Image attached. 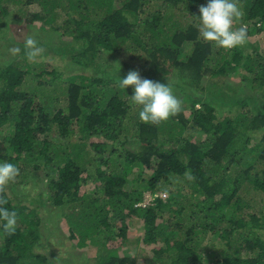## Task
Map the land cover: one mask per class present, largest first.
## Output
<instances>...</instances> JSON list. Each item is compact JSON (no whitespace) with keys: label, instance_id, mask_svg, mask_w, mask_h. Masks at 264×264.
I'll return each mask as SVG.
<instances>
[{"label":"trees","instance_id":"16d2710c","mask_svg":"<svg viewBox=\"0 0 264 264\" xmlns=\"http://www.w3.org/2000/svg\"><path fill=\"white\" fill-rule=\"evenodd\" d=\"M238 2L248 42L225 50L199 34L208 0H0V26L16 15L67 35L50 48L72 71L30 62L24 47L0 63V162L20 169L4 194L18 219L12 235L0 224V264H63L64 234L79 251L95 247L93 264H148L124 249L132 216L149 264H201L208 232L223 243L213 264H264V47L249 39L264 29V0ZM111 57L168 80L182 111L142 122Z\"/></svg>","mask_w":264,"mask_h":264},{"label":"clouds","instance_id":"9594fccd","mask_svg":"<svg viewBox=\"0 0 264 264\" xmlns=\"http://www.w3.org/2000/svg\"><path fill=\"white\" fill-rule=\"evenodd\" d=\"M199 11L201 15L198 31L206 42H213L225 50L243 46L248 42L247 26L240 23L243 11L238 0H208L207 5L201 6ZM24 49V54L30 62H37L44 51L33 34L25 38ZM10 52L15 56L21 49L15 47L10 49ZM119 86L122 89L133 87L131 100L133 104L141 106L139 119L144 123L159 125L182 111V101L168 80L165 84L143 79L138 71L132 70L125 78H119ZM19 175L20 169L17 165L0 162V224L7 235L15 233L18 215L16 211L3 206L7 203L4 194L8 185L15 183ZM185 177L194 179L190 172H186Z\"/></svg>","mask_w":264,"mask_h":264},{"label":"rangeland","instance_id":"374dc122","mask_svg":"<svg viewBox=\"0 0 264 264\" xmlns=\"http://www.w3.org/2000/svg\"><path fill=\"white\" fill-rule=\"evenodd\" d=\"M30 7H32V4L30 5ZM15 16L16 15L4 17L5 19H10L9 24L7 26H4V25L0 26V34H2L3 32L5 33L0 38V63H5L9 59L12 58L13 55L11 54L10 49L19 47L22 50V47H24V45L22 46L18 42L24 41L28 35L33 34L35 38L39 40L38 45L42 47L43 50L47 51V53H42L41 57H39L38 60L48 61L49 63H51V65L52 64L58 65L59 69L64 71L63 73L64 76H67L69 73H71L72 71L66 67L67 57L66 56L62 57L61 54L57 53L55 50L50 48L54 44L63 43V41L67 40L68 36L60 35L50 28L49 29L46 28L42 30L40 28H37L38 25H34V26L27 25L26 22L20 21L18 17L17 16L15 17ZM254 33L255 32H253V34ZM253 34L250 36L249 39L252 42L257 43L260 48H263L264 47V29L261 32L255 33L254 35ZM10 38H13V39H10ZM112 61L113 59L111 57L109 68H111L112 70L114 68L116 74H124V73L128 74L129 71L135 70V71H138L140 76H143L144 79H150V76H151L150 72L144 68L137 69L134 66L131 67L130 64H127L125 61H123V63L125 64V67H121L119 65L115 66L114 64H116L115 63L116 60L113 63ZM111 64L113 66H111ZM146 67H149V66H146ZM46 77H48V75H46ZM240 81H241V78L231 77L230 80L226 82L229 84H232L235 82L238 84H241ZM242 83H244V81H242ZM173 89H174V92L177 91L176 88L173 87ZM52 93L53 91L49 93L50 96L48 95L49 96L48 99L54 95ZM228 108H229L228 105H224L223 110L221 111H225V113H228L229 111ZM231 109L233 110L234 107H231ZM184 133L187 136H191V137L193 136L192 138L199 136L195 133V131L186 130L184 131ZM94 186L95 184L92 181H88L87 183H84L82 185V191L90 192L94 188ZM37 189L38 188L32 189L31 193H35ZM146 193L147 194L145 195L149 196V192H146ZM43 211L44 210H42V212ZM56 211H57V208H53L52 210L47 209L45 211L43 216H44V219H46L47 221L46 223H48L49 221H52L53 219L57 220L56 218H54L55 216H57V214L55 213ZM46 223H44V225H47ZM53 226L54 225H52V227ZM63 230H64V233L67 232V225L64 222H63ZM142 235H143L142 221L136 216H132L131 218H129V236L130 237L128 238L129 239L128 242H123L124 249H128L133 252L135 251V253H137V255L140 256L141 262L144 260L143 263L147 262L149 264V260L151 259V255L153 254L152 253L153 246H151V244L148 245L145 242H142L141 240ZM55 240H54V243L56 245H60L59 248L57 249L58 250L57 254L62 256V259L60 258L61 263L63 264H93L94 257H90V256L94 254L95 247H93L88 252H85L84 250L79 251L76 248H74V245L73 247H71L72 244L69 240L68 235L66 234L60 235V237L56 236ZM40 245H41V242H40ZM121 247L123 249V246ZM202 247L203 249L201 252L202 253V263L201 264H213L216 257L220 254L223 248V243L214 234L208 232L206 234V237L203 238L202 240ZM212 251H214L213 254H211ZM208 253H210L211 255H208ZM167 254L168 253H165L164 255H167Z\"/></svg>","mask_w":264,"mask_h":264},{"label":"built area","instance_id":"2783aa9c","mask_svg":"<svg viewBox=\"0 0 264 264\" xmlns=\"http://www.w3.org/2000/svg\"><path fill=\"white\" fill-rule=\"evenodd\" d=\"M147 194V193H146ZM162 195H164V193H162ZM152 198L151 194L149 193V196H146L145 195V198L142 202H139L138 204H142V205H145L146 202H148L150 199Z\"/></svg>","mask_w":264,"mask_h":264}]
</instances>
